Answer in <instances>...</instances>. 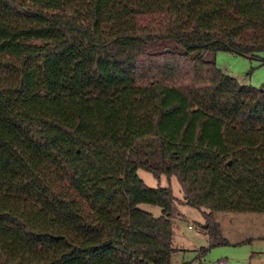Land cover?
Segmentation results:
<instances>
[{
    "label": "trees",
    "instance_id": "obj_1",
    "mask_svg": "<svg viewBox=\"0 0 264 264\" xmlns=\"http://www.w3.org/2000/svg\"><path fill=\"white\" fill-rule=\"evenodd\" d=\"M217 50L264 52V0H0V264H170L137 167L264 211V83Z\"/></svg>",
    "mask_w": 264,
    "mask_h": 264
},
{
    "label": "rangeland",
    "instance_id": "obj_2",
    "mask_svg": "<svg viewBox=\"0 0 264 264\" xmlns=\"http://www.w3.org/2000/svg\"><path fill=\"white\" fill-rule=\"evenodd\" d=\"M216 65L239 82L258 86L264 83V52L256 56L217 50ZM136 175L148 186L169 185L176 197L177 213L171 218L170 264H264V211L213 210L182 201L175 175H152L137 167ZM139 208L160 214L156 204L139 202Z\"/></svg>",
    "mask_w": 264,
    "mask_h": 264
},
{
    "label": "built area",
    "instance_id": "obj_3",
    "mask_svg": "<svg viewBox=\"0 0 264 264\" xmlns=\"http://www.w3.org/2000/svg\"><path fill=\"white\" fill-rule=\"evenodd\" d=\"M210 264H215V263L213 261H211Z\"/></svg>",
    "mask_w": 264,
    "mask_h": 264
}]
</instances>
